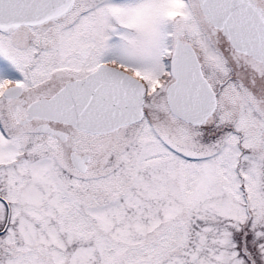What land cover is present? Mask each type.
<instances>
[{"label":"snow or ice","instance_id":"snow-or-ice-1","mask_svg":"<svg viewBox=\"0 0 264 264\" xmlns=\"http://www.w3.org/2000/svg\"><path fill=\"white\" fill-rule=\"evenodd\" d=\"M0 264H264V0H0Z\"/></svg>","mask_w":264,"mask_h":264}]
</instances>
